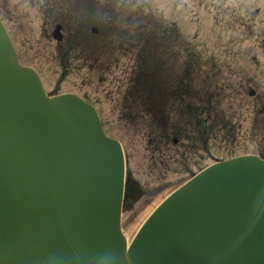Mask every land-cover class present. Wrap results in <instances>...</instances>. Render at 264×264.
I'll use <instances>...</instances> for the list:
<instances>
[{"label": "rangeland", "instance_id": "1", "mask_svg": "<svg viewBox=\"0 0 264 264\" xmlns=\"http://www.w3.org/2000/svg\"><path fill=\"white\" fill-rule=\"evenodd\" d=\"M35 1L0 0V17L4 20L22 63L30 64L39 71L46 90L90 94L91 101L101 111L106 133L122 144L126 157V174L134 180L141 192L139 200H129L123 207L121 226L128 240L155 206L187 179L189 173L196 172L199 167L210 165L218 159L228 158L231 153H252L259 149L258 142L259 139L263 141L260 134H264V128L255 129L256 135L252 133L254 129L251 132H240L241 119L252 116L253 106L246 102L243 106H248V112L235 116L236 127L232 125L231 136L224 132H206L203 136L199 135L200 132H178L186 137L173 144L175 132H153L154 135L149 132H124L127 128L118 123L113 109L114 103L120 100L122 95V76L129 55L124 56V53L120 52V57H117L118 42L113 43L103 70L96 68L97 60H94L93 66L89 68V65L78 57L71 61L65 60L68 66L69 62L71 65L69 73L61 78V70L53 60L56 43L51 38L41 36L44 21L40 15L41 9L34 5ZM77 1L69 0L73 13ZM86 2L93 7L105 5L97 0ZM103 2L110 3V0ZM127 2L150 9L166 23L175 24L190 44V49L196 48L203 56L212 57L217 61L218 67L225 69L223 73L227 74L223 80L224 84H228L230 80L233 82V77H229L228 71L240 69V73L244 70L246 77L253 78L256 85L264 91V0ZM134 22V18L124 15L122 32L133 34ZM61 23L65 24L68 30L74 29V26L65 21ZM49 25L50 23H45L46 27ZM98 76L100 81L97 80ZM234 105L237 107L239 103ZM242 122L246 126V122ZM238 124L240 128L237 127ZM168 134L171 137H167ZM204 139L206 144L201 145ZM262 144L264 145V142Z\"/></svg>", "mask_w": 264, "mask_h": 264}, {"label": "bare ground", "instance_id": "2", "mask_svg": "<svg viewBox=\"0 0 264 264\" xmlns=\"http://www.w3.org/2000/svg\"><path fill=\"white\" fill-rule=\"evenodd\" d=\"M52 133L58 143L57 146L56 141H50L49 132H42L37 134L39 139L35 142L36 149H34L29 139L27 145L19 141V132H0V139L3 138V141L0 140V150L4 151L7 158L22 151L29 154L23 165L11 163V167L17 170V176L24 184L20 189L18 206L20 207L23 202V205H26V202L32 203L24 207L25 211L21 212L20 219L29 217L28 230L31 233L53 242L66 253L59 255L54 249L52 252L57 257L45 259L41 249L52 247L45 241L43 246L33 247L34 253L27 251V245L22 246L23 253H27L29 257L21 255L17 257L16 262L22 260L25 264H79L72 261L76 255L70 250L79 251L83 246L87 248L86 245H91L97 248L94 256L101 251L104 260L99 259L95 262L92 260L94 258L90 259L91 253L86 252L85 256H80L82 257L80 264H106L109 259L105 257L108 255H111V259L115 260L116 264L127 262L129 264L133 261H136V264L141 262L149 264V259L161 249L153 244L152 250L148 252L149 257L141 254L129 260L130 250L138 247H135L133 240L130 249H127L124 237L117 227L114 228L117 224L115 221L117 205L119 204L121 208L123 200H126L124 193L122 200V190H116L118 167L126 168V164L116 160L119 155L117 146L103 141L102 132H69V136L61 139H57L56 132ZM169 134L167 137H171ZM173 139L174 142H178L181 138L175 134ZM59 148L69 152L68 160H63L61 153L55 150ZM1 156L0 154V163L9 168L10 166ZM20 159L22 160L21 155ZM253 162L255 163L256 160L242 159L216 166L208 172L214 173L215 170L221 169L227 171L219 172L215 177L205 172L195 179V185H201L199 188L189 183L174 195L168 194L170 198L162 206L160 203L156 205L159 207L156 211L159 220L154 222L152 228L147 227L146 224L141 235L147 236L151 229L159 226L158 222L168 227L169 235L178 234V230L166 220L167 208L170 205L179 213L184 210L186 221L192 227L193 233L204 240L207 250L215 253L212 254L214 259L207 258L209 263L242 264L241 260L236 259L241 258L248 249L240 247L235 256L225 258L227 252L224 251L225 248L221 243L224 232L220 236V229L227 222L240 226L246 218L244 215L246 212H253L251 220L256 222L257 226L264 225V164L257 167L252 164ZM32 166L35 167L34 170H31ZM203 176H206L205 180H201ZM119 178L122 179V176L120 175ZM50 189L54 192L50 196L46 195ZM191 192H195L194 195ZM32 193L34 197L31 196ZM133 193L130 188L128 194ZM183 201L186 202L185 207ZM71 207L74 209H70ZM9 229L12 237L19 239L25 237L21 235L23 230L18 232L15 228ZM82 232H85V239L81 237ZM5 235L6 233L3 236ZM28 242H31V239ZM0 246L7 254L9 247L5 240L0 239ZM257 249L259 256L251 260L247 259V264H264V246ZM135 255H138V252ZM193 255L201 256V253L193 252ZM8 259L9 255H7ZM151 261L153 264L163 263L161 256L153 257ZM0 264H6L1 256Z\"/></svg>", "mask_w": 264, "mask_h": 264}, {"label": "water", "instance_id": "3", "mask_svg": "<svg viewBox=\"0 0 264 264\" xmlns=\"http://www.w3.org/2000/svg\"><path fill=\"white\" fill-rule=\"evenodd\" d=\"M0 132H19V141L27 145V141L29 139V141L33 143L34 149H36L35 142L39 139L37 135L38 133L49 132L50 141L54 142L56 139L52 132H56L57 139L66 138V136H69V132H102L103 141L117 146L119 155H117L116 160L123 162V155L119 144L113 140L107 139L104 135L100 119L90 104L85 103L80 98L72 94H64L52 98L47 97L37 74L31 69L19 65L9 37L1 22ZM0 140L3 141V138ZM57 145L58 143L56 141V146ZM55 150L61 153L63 160L69 159V152L66 150L61 148ZM0 154L2 155L1 158L4 159L10 166L9 168H6L2 163H0V239L5 240L9 247L6 254L0 246V256L6 264H25L22 260H20L21 262H16L17 257L21 255L29 257L27 253H23L25 245H27V251L34 253L35 250H33V247L35 245L43 246L45 241H47L39 237L38 234L31 233L28 230L30 228L29 217L23 220L20 219L21 212L25 211L23 210L24 207L26 205H31L32 203L28 204L26 202V205H23V202L20 207L18 206L21 196L20 189L23 188L24 184L17 176V170L11 167V163L15 162L23 165V162L29 154L24 151L21 153L17 152L12 156L13 158H7L2 150H0ZM20 155L23 161L20 159ZM226 164L228 163L222 165ZM252 164L259 167L262 165V162H253ZM32 168L33 169L31 170L35 169L34 166H32ZM208 171H206L208 174H212L213 177H215L219 172L227 171V169L215 170L214 173H209ZM120 175L122 176V179L119 178ZM195 179L189 183L195 185ZM205 179L206 176L201 178V180ZM40 184L43 185L41 182ZM195 186L199 188L201 185L198 184ZM124 188L125 198L132 197L133 199H136L138 197V191L131 182L128 181L124 184L123 168L118 167L116 190H122V200ZM130 188L134 191L133 194H128V190ZM52 192H54V190L50 189L47 191L46 195L50 196ZM191 193L194 195L195 192ZM31 196L34 197L35 195L32 193ZM64 201L68 202L66 199H64ZM11 202L14 203L11 204ZM185 204L186 202L183 201L184 207ZM70 209L74 208L71 207ZM256 214L262 215V213ZM120 215L121 208H119L118 204L115 216L117 224L114 228H118L119 232L124 237L125 247H127L126 238L120 230ZM244 215L246 218L240 226H237L232 222L224 224L220 229V236L224 232V239L221 240V243L225 248L224 251L227 252L225 258L235 256L238 248L243 247L245 250L248 249L247 252L244 251L243 256L236 260H241L242 264H247V259L251 260L259 256L257 248L264 246V225L257 226L256 222L251 220L253 212H246ZM157 220H159V215L158 212H155L145 225L147 224V227L152 228L154 226V222ZM166 220L175 230H178V234L175 236L169 235L168 227H164L162 222H158L159 226L151 229V232L147 236H142L141 233L145 228L143 227L138 234L139 236H137L139 238L136 240V237L133 242L136 245L135 247L138 248L130 250L131 257L129 260L135 259L141 254L148 256V252L152 250V245L156 244L161 251L149 259V264H153L151 261L153 257L158 258L160 256L161 262L163 263L158 264H213L209 263L207 258L214 259L215 257L212 254L215 253L207 250L204 240L193 233L192 227L186 221L184 210L179 213L178 211L173 210L172 206L169 205L167 208ZM9 228H15L18 232L23 230L21 235L25 237L23 239L12 237V232ZM4 233H6L5 236H3ZM14 236L16 235L14 234ZM81 237L82 239H85V232H82ZM30 239L31 242L27 243ZM49 243L52 245L51 248L41 249L43 251L42 256L45 259H49L50 257L54 259L57 257L53 254L54 252H58L59 255L66 254L62 251L61 247L57 246L53 242ZM12 245L13 248L10 249ZM86 247L87 248L83 246L79 251L70 250L73 254L75 253L74 255H76L72 261L80 264L82 261V257L80 256H85L86 252L91 253L90 259L94 258L92 260L95 262L99 259L104 260L101 251L94 256L95 252H97V248L95 246L86 245ZM130 247L128 249H130ZM14 248L16 249L14 250ZM54 249L55 251L52 252ZM136 252H138V255L134 256ZM193 252H199L201 253V256H195L193 255ZM7 255H9L8 260ZM111 258V255L105 257V259H109L106 264H116L115 260H112ZM124 264H128V262ZM129 264H136V261L129 262ZM139 264H142V262Z\"/></svg>", "mask_w": 264, "mask_h": 264}, {"label": "trees", "instance_id": "4", "mask_svg": "<svg viewBox=\"0 0 264 264\" xmlns=\"http://www.w3.org/2000/svg\"><path fill=\"white\" fill-rule=\"evenodd\" d=\"M152 31H154L153 33L155 34V38H153L152 41L149 39H139L137 42L138 44L132 48L133 51L135 52L136 56H138L140 58V60H142V65H141V67L143 68L142 72L145 71L147 74L149 71L151 72V70L154 69V68L151 69V67L154 66L155 63L156 64H162L163 63V62H161L160 58L158 60H155L154 56L157 55V53L153 48L159 49V50H164L166 52L170 48L169 45L165 42L166 40L160 38L159 33H155V32H159V31H160V33H168V31L159 30V29L149 30V32H152ZM171 34L173 35L174 41H176V40L178 41V38H176V35L173 31H171ZM153 42H156V45L153 46ZM191 55L192 54L190 52L189 56L191 57ZM168 57H169V54L167 56H165L164 60L167 61ZM150 64H152V65H150ZM202 64L206 68L209 65H211V63L207 64L206 62L202 63ZM207 73H209V70H208V72L206 71V74ZM143 74L144 73L138 75L139 78H142ZM133 80H136L135 76H134ZM204 83H205V86H210L212 83L211 77H206L204 80ZM138 92H140L142 95H149L150 85L148 84L146 86L139 87Z\"/></svg>", "mask_w": 264, "mask_h": 264}]
</instances>
